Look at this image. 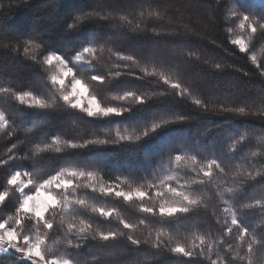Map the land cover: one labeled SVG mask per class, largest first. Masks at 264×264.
<instances>
[{
	"label": "trees",
	"instance_id": "obj_1",
	"mask_svg": "<svg viewBox=\"0 0 264 264\" xmlns=\"http://www.w3.org/2000/svg\"><path fill=\"white\" fill-rule=\"evenodd\" d=\"M0 0V113L8 127L0 130V191L4 179L13 171L27 173L35 183L56 175L63 169H78L95 172L99 184L118 185L130 191L142 187L147 191L150 183H158L165 176L175 175L173 183L186 185V190L205 197L200 206L171 217L148 215L140 211L143 202L124 201L115 196H104L85 188L86 181H78L71 195L86 199L90 205L114 208L119 218H103L80 206H72L61 213H50L53 227L48 232L45 254L49 257L66 259L70 264H209L202 255L185 257L170 251L175 243H190L195 234H206L219 238L223 228L216 222V210L223 223L224 215L216 206L221 202L214 196L215 189L208 185L193 184L194 173L188 170L190 161L177 169L173 157H194L200 162L215 160L229 169L241 164L245 172L260 171L253 179L233 178L234 188L230 200L237 212L240 226L248 228L257 243L254 245V264H264V213L259 209L247 208L246 204L264 199V30H258L249 44V52L241 53L230 43L234 38L228 28H234L236 17L227 16L229 8L237 13L254 16L264 22V0ZM167 9V11H165ZM143 11V15H141ZM161 12L165 19L149 15ZM93 12L96 17L81 20L74 27V18ZM211 13L215 18L209 20ZM99 16H107L101 19ZM124 19H120V17ZM131 20V25L129 24ZM136 24L140 29L131 31ZM168 28L174 34H154L152 28ZM149 29V30H145ZM238 32L239 30L236 29ZM29 41L40 45L29 54L11 47L4 48L8 41ZM103 45L98 52L99 62L85 57L86 65L74 64L71 59L87 46ZM174 49L184 50V55H175ZM131 53L139 61L124 67L128 62L119 61L114 53ZM194 52L201 59L187 56ZM51 53L60 56L73 68L77 79L89 82L93 75H106L103 83L90 86V92L103 104L126 109L119 114L89 116L60 99L58 86L54 88L48 80L51 66L38 61ZM35 54L36 60L29 56ZM256 54L254 65L249 56ZM209 61L205 63L203 61ZM147 61H161L166 75L188 83L186 95L176 91L159 79V76H143L142 68L151 71L153 65ZM222 64L214 68L213 64ZM115 72H120L114 76ZM178 74V77L176 76ZM70 82V77L66 79ZM31 92L44 100L50 107L22 104L13 93ZM125 91L142 94L156 93L142 103L113 100L112 97ZM189 95L209 101V111L193 104ZM221 106L233 108L244 106L255 114L238 115L231 112L213 111ZM164 121H167L164 123ZM154 130L141 135L152 124ZM8 131L13 135L9 136ZM120 136L139 135V140H123ZM244 139L230 146L234 141ZM60 143L53 145L52 139ZM102 139L107 143H87L80 147H68L65 141L77 144L85 140ZM16 147L12 150V145ZM48 144L50 147L44 148ZM37 146L42 151L37 152ZM59 147V151L56 148ZM257 152L252 156V152ZM26 189L25 192H31ZM213 199L209 200V196ZM20 193L12 192L7 201L0 205V218L14 214ZM159 200H146L149 206ZM78 216L93 227V231L80 233L68 231L67 221ZM63 218V219H62ZM119 219L140 226L129 232ZM11 223V221H10ZM25 234L34 235L39 226L25 218ZM163 230V242L153 247L156 232ZM96 232H116L114 239L100 240ZM132 236L140 240L133 244ZM71 241V243H68ZM231 237L219 243L214 240L209 255L217 256L224 264H244L227 251ZM0 264H31L10 253L0 256Z\"/></svg>",
	"mask_w": 264,
	"mask_h": 264
},
{
	"label": "snow or ice",
	"instance_id": "obj_2",
	"mask_svg": "<svg viewBox=\"0 0 264 264\" xmlns=\"http://www.w3.org/2000/svg\"><path fill=\"white\" fill-rule=\"evenodd\" d=\"M11 3H15L14 0H9ZM220 0H215V3H219ZM5 3H0V8H4ZM167 11V9H165ZM143 15V11H141ZM151 17L163 20L164 15L157 12H150ZM227 16L236 17V22L234 28H228L227 31L234 37L230 39V43L238 48L239 52L247 53L249 52V44L253 38V35L257 33L258 30H264V22L259 21L254 16H249L243 13H237V10L232 7L227 11ZM96 17L93 12L85 13L83 16H77L74 18V23L69 24L68 28L74 27L75 24L81 22L84 19H90ZM209 20L215 17L209 13L207 15ZM101 19H108L107 16H99ZM124 19V17H120ZM131 20L129 24L131 25ZM140 29V24H136L131 28V31H137ZM236 29L239 31L237 32ZM149 30V29H145ZM154 34H174L168 28H152ZM0 39H5L0 37ZM8 41V40H7ZM23 44L24 54H29L34 49H40V45L35 42L29 41H8V43L3 44L4 48L11 47L13 51H20V46ZM103 45H98L95 47L87 46L79 52L74 59L77 61L85 59L95 60L96 63L99 62L98 52L103 51ZM175 55H184V50L174 49ZM119 61L128 62L124 67H130L132 64L139 65L142 61H139L131 53H114ZM187 56H193L197 59H201L196 53H186ZM31 59L36 60L37 56L35 54L29 56ZM251 62L257 64L256 54H251L249 56ZM41 65L51 66L50 69L46 71L51 74L48 80L54 88L58 86L60 99L63 100L70 107L79 109L85 112L89 116L101 115L107 116L109 114H119L121 111L126 109H121L117 107H112L103 104L100 100L96 98L90 92V86L94 87L96 84L103 83L109 77L104 75H93L89 82L77 79L74 75L73 68L69 66L60 56L47 53L43 55L42 61L39 60ZM150 62L153 67L151 71L147 67L141 69L143 76H159L165 84L169 85L170 88L176 91L177 95H186L189 91V86L187 82L182 80L173 79L172 76L166 75L164 69L168 68L163 65L161 61H147ZM209 63V61H203ZM214 68H221L222 64H213ZM120 72H115L113 75L118 76ZM261 75H264V71H261ZM178 77V74L176 73ZM70 77V82L66 83V78ZM156 95V93L145 92L142 94H136L133 92L125 91L120 95H115L112 97L113 100L117 101H128L131 99L133 102L142 103L149 99L151 96ZM14 98L22 104H29L37 107H50L44 100L34 95L31 92H21L13 93ZM192 97L191 101L193 104L200 106L202 109L209 111V101H204L195 95H189ZM213 111L220 112H231L238 115L244 114H255L250 108L244 106H235L233 108H226L221 106V108L213 109ZM260 114L264 116V111H260ZM167 121H164L166 123ZM158 124H152L150 129H146L141 135H146L149 130H154L158 127ZM7 121L3 113H0V130L7 128ZM8 135H13L12 131H8ZM119 139L123 140H139L140 136L124 135L120 136L117 133ZM244 137L241 136L239 140L234 141L230 146L231 149L236 147V144L243 140ZM261 143H264V137L259 138ZM60 143V139L53 138L52 144L56 145ZM68 147L84 146L87 143L102 144L107 143V141L102 139H91L85 140L80 144L72 141L64 142ZM16 147L15 144L12 145V150ZM50 145L45 144L44 148H48ZM39 146H37L36 151H42ZM59 147L56 151H59ZM257 152H252V156H256ZM264 154V153H261ZM15 156L9 154L8 159L0 160V166L7 163V160L13 159ZM185 161H190L191 167L188 169L195 175V179L191 181L193 184H203L208 185L210 188L215 189L214 196L218 198L221 204L216 207L221 209L224 220L221 223L220 215L215 210L212 214L216 218V222L220 224L223 228L219 238H212L206 234H195L191 239L190 243H175L174 246L170 247V251L176 254L183 255L185 257H192L193 255H202L209 260V264H224L223 260L218 256L217 258H212L209 255L213 248L214 240L219 243L224 237H231L232 243L228 245L227 251H229L233 258L244 262V264H254V245L257 243L256 239L253 237L252 232L239 224L237 212L230 200V195L233 193L234 188L231 186L233 178H241V182L245 179H253L259 176L260 171H247L243 170L241 164H235L229 169L226 166H222L215 160H209L206 162H200L194 157H185L181 155H176L172 159L174 166L179 169L181 164ZM26 178V179H25ZM84 179L86 183L85 188L91 189L93 192H99L104 196H115L116 198H121L124 201H141L143 202L140 211L148 215H158L161 217H171L177 214L186 213L194 206H200L204 203V195H196L192 192L186 190V185L180 184L177 186L173 182L177 180L175 175L165 176L160 179L158 183L148 184V188L152 191H147L142 187L134 188L130 191L121 190L118 185L114 184H99L96 180L95 172H85L78 169H63L56 175H53L40 183H35L33 179L25 172L13 171L11 172L3 181V190L0 191V205H3L9 198L10 193L18 192L20 193V198L18 199V204L15 207L14 214L8 218H0V248L12 249L15 252L20 253L23 258L31 262V264H70L66 259H59L55 257H49L45 254L46 246L48 240V232L53 227V220L50 213L60 210L61 213L64 210L69 209L72 206H80L85 209H90L91 212L97 213L100 217L119 218V213L114 208H103L96 205H90L86 199L75 198L71 195L72 192L77 187H80L78 181ZM231 181V184L229 183ZM33 188L31 192H25L26 189ZM209 200L213 199V196L208 197ZM146 200H159L161 201L158 206H149L144 203ZM247 208H256L264 213V199H256L246 204ZM25 218L34 221L36 225L39 226V230L35 232L34 235L25 234L23 229ZM63 219V218H62ZM11 221V223H10ZM120 224L124 229L132 232L136 228L143 226V221H139L138 224L129 223L124 219H119ZM264 224V220L261 221ZM64 225L68 231H78L80 233H86L93 231V227L86 220L78 217L72 216L71 220L67 221ZM95 235L100 240L114 239L118 233L116 232H96ZM165 232L163 230H158L156 232L155 242L153 247H158L164 241L163 237ZM129 239L133 244H139L140 240L129 236ZM71 243V241H68ZM50 247V246H49Z\"/></svg>",
	"mask_w": 264,
	"mask_h": 264
},
{
	"label": "rangeland",
	"instance_id": "obj_3",
	"mask_svg": "<svg viewBox=\"0 0 264 264\" xmlns=\"http://www.w3.org/2000/svg\"><path fill=\"white\" fill-rule=\"evenodd\" d=\"M76 56V55H75ZM74 56V57H75ZM74 57L71 59V61L74 63V64H77V65H86V63L83 61V60H80V61H77L74 59ZM67 79V78H66ZM67 83V82H66ZM101 116V115H99ZM26 179V178H25ZM31 188V187H30ZM30 188L28 190H30ZM29 192V191H28ZM21 195V194H20ZM2 251V253H1ZM10 253H13L14 255L18 256L20 259H25L23 258V256L20 254V253H17L15 252V250H12V249H5V248H0V256H8ZM27 260V259H25Z\"/></svg>",
	"mask_w": 264,
	"mask_h": 264
},
{
	"label": "bare ground",
	"instance_id": "obj_4",
	"mask_svg": "<svg viewBox=\"0 0 264 264\" xmlns=\"http://www.w3.org/2000/svg\"><path fill=\"white\" fill-rule=\"evenodd\" d=\"M1 253H2V251H1Z\"/></svg>",
	"mask_w": 264,
	"mask_h": 264
}]
</instances>
